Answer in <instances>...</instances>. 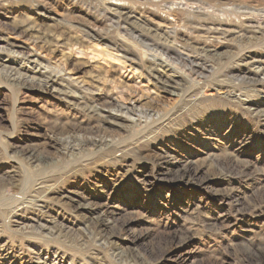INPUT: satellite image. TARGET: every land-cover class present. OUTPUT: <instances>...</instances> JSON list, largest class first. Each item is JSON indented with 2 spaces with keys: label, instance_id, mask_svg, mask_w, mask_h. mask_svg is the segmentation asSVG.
<instances>
[{
  "label": "rangeland",
  "instance_id": "1",
  "mask_svg": "<svg viewBox=\"0 0 264 264\" xmlns=\"http://www.w3.org/2000/svg\"><path fill=\"white\" fill-rule=\"evenodd\" d=\"M185 1L0 0V57L27 73L57 70L61 77L57 88L43 89L0 74V264H122L117 253L129 257L126 264H264V22L256 20L264 0ZM44 11L69 20L60 31L84 36L75 68L64 69L58 52L41 48L44 41L15 32L24 12L47 32L52 21ZM202 45L222 56L199 53ZM253 58L262 62L246 64ZM58 88L88 104L107 98L131 106L119 90L148 95V102L124 111L137 125L113 116L128 127L96 130L106 124ZM63 145L71 150L65 155ZM40 176L54 184L49 198L32 188ZM12 211L22 225L47 224L67 236L11 231ZM100 227L111 241L99 237Z\"/></svg>",
  "mask_w": 264,
  "mask_h": 264
},
{
  "label": "bare ground",
  "instance_id": "2",
  "mask_svg": "<svg viewBox=\"0 0 264 264\" xmlns=\"http://www.w3.org/2000/svg\"><path fill=\"white\" fill-rule=\"evenodd\" d=\"M90 1V0H89ZM94 1H96V0H94ZM109 0H106V2H108ZM98 2H100V1H98ZM186 2V1H185ZM165 3V2H164ZM187 3H191V0H189L188 2H186V4ZM109 4V3H108ZM103 5V4H102ZM116 5V4H115ZM185 5V4H184ZM191 5H193L192 3H191ZM190 5V6H191ZM112 6H113V4H112ZM117 6V5H116ZM186 6V5H185ZM198 6H200V5H198ZM107 7H109V5L107 6ZM106 7V8H107ZM117 7H120V5H118ZM201 7V6H200ZM113 9H115L116 11H117V9H119V8H117L116 9V7L115 8H113ZM34 10V9H33ZM35 10L36 11H43L42 10V8H37V7H35ZM46 10V9H45ZM201 10V9H200ZM203 10V9H202ZM50 11V10H49ZM62 11V10H61ZM69 11V10H68ZM83 11V10H82ZM111 11V10H110ZM193 11V10H192ZM45 12V11H44ZM57 12V11H56ZM60 12V11H59ZM35 13V12H34ZM69 13H72V12H69ZM116 13V12H115ZM44 14H51L50 12H45ZM65 14V13H64ZM76 14V13H75ZM120 14H121V11L119 12V14H117L118 16H119V22H120V19H121V16H120ZM171 14V13H170ZM24 17H21V19H19L18 21L20 22V23H18L17 21H16V23H18V24H16V26H15V32H19L20 31V34H24V35H26V36H29V37H31V38H33L34 37V39H40L41 40V42H45V45L46 44H48V46H43V45H41L40 44V46H41V48L43 49H48L52 54H54L55 52H58L59 53V55H60V59H61V61L63 62V64L65 65V68L64 69H67L66 68V66H73L74 68L76 67V65L79 63V61H80V57H83V56H85L84 54V51H83V49H81V44H83L84 42H85V39L84 38H82V37H84V36H80V35H78V34H75V35H73L72 33H71V31L70 30H67V28H66V26H65V28H66V36H65V38H63L64 36L63 35H61V34H63V33H65V32H63V30L62 31H60L61 29L59 28V23L61 24V23H66V22H69V20H66V18H63V17H61V16H57V15H55V14H51L50 15V18H51V23L52 24H50V25H48V27H51V30L50 29H48V27L46 28V31L47 32H43V33H41L40 31H41V29L39 30V28H38V22H37V20H36V18L35 17H33V15H31L29 12H24L23 14H22ZM72 15V14H71ZM116 15V14H115ZM134 15V14H133ZM106 16V15H105ZM109 16V15H108ZM132 15H128V14H126V18H130ZM16 17H17V15H16ZM83 17V16H82ZM111 17V16H110ZM249 17V16H248ZM251 17H252V15H251ZM250 17V18H251ZM255 17V16H254ZM15 18V17H14ZM78 18V17H77ZM87 18V17H86ZM255 18H257V17H255ZM254 18V19H255ZM71 19V18H70ZM96 19V18H95ZM117 19V18H116ZM15 20V19H14ZM73 20H75V19H73ZM78 20V19H77ZM111 20V19H110ZM114 20V19H113ZM128 20V19H127ZM133 20V19H132ZM131 20V21H132ZM177 20V19H176ZM257 21L258 20H260V22H261V25H262V22H264V15H262V16H260V17H258V19H256ZM115 21V20H114ZM130 21V22H131ZM134 21V20H133ZM250 22H251V20H249ZM118 22V21H117ZM124 22V21H123ZM130 22H129V24H130ZM259 22V23H260ZM72 23V22H71ZM87 23V22H86ZM114 23V22H113ZM134 23V22H133ZM253 23V22H252ZM68 24V23H67ZM88 24V23H87ZM89 25V24H88ZM127 25V24H126ZM71 26H73V25H71ZM116 26H117V24H116ZM120 26H122V25H120ZM119 26V27H120ZM163 26V25H162ZM68 27V26H67ZM69 27H70V25H69ZM74 27V26H73ZM92 27H94V25L92 26ZM91 27V28H92ZM96 28H97V26H95ZM94 27V28H95ZM101 27V26H100ZM107 27V26H106ZM123 27V26H122ZM223 27V26H222ZM255 27V26H254ZM93 28V29H94ZM149 28V27H148ZM60 29V30H59ZM87 29V28H86ZM108 29V28H107ZM121 29V28H120ZM139 29V28H138ZM155 29V28H154ZM147 30V29H146ZM220 30V29H219ZM89 31V30H88ZM99 31V30H98ZM258 31H260V32H263L264 30H262L261 28H259L258 29ZM76 32V31H75ZM74 32V33H75ZM80 32V31H79ZM147 32H148V30H147ZM151 32V31H150ZM168 32V31H167ZM217 32V31H216ZM220 32L222 33V34H224V36L226 35V34H229V32L230 31H228V30H224V31H221L220 30ZM38 33H40V34H38ZM57 33H59V34H57ZM91 33V32H90ZM124 33V32H123ZM164 33V32H163ZM82 34H84L83 33V31H82ZM122 34V33H121ZM157 34V33H156ZM165 34V33H164ZM168 34V33H167ZM92 36L94 35V34H91ZM149 35H151V34H149ZM162 35V34H161ZM157 36V35H156ZM160 36V35H159ZM86 37V36H85ZM138 37H140V39H141V41L143 42V43H141V44H143V46L144 47H151L150 45H152V44H144V42H148V41H143V39L144 38H142L141 36H138ZM153 37V36H152ZM165 37V36H164ZM218 37V36H217ZM1 38V40H5V38H2V37H0ZM91 38V37H90ZM94 38V37H93ZM260 38V37H259ZM159 39V38H158ZM157 39V40H158ZM169 39V38H168ZM212 39V38H211ZM155 40V39H154ZM161 40H162V38H161ZM160 40V41H161ZM242 41V40H241ZM88 42V41H87ZM150 42H152V40H150ZM164 42H165V40H164ZM169 42V41H168ZM244 42V41H243ZM12 43V42H11ZM85 44V43H84ZM153 44L154 45H157L156 47H158V48H160L162 51H165L166 53H167V55L169 54V53H171L172 52V48L168 45V44H166V43H161V42H158V41H155V42H153ZM205 44V43H204ZM116 45V44H115ZM137 45V44H136ZM174 45V44H173ZM173 45H172V47H173ZM15 46H17V45H15ZM60 46H65V48H60ZM87 47V46H86ZM140 47V46H139ZM21 48H24V46H21ZM90 48V47H89ZM175 48H176V46H175ZM239 48V47H238ZM153 49V48H152ZM172 49V50H171ZM178 49V48H177ZM142 50H144V49H142ZM156 50V49H155ZM179 50V49H178ZM177 50V51H178ZM197 50L199 51V53H201V54H204V55H206V56H213V57H220V56H222V53L221 52H219L217 49H216V47H212L211 45H202V46H197ZM242 50V49H241ZM10 51V50H9ZM97 51V50H96ZM100 51V50H99ZM147 51V50H146ZM146 51H144L145 53H146ZM176 51V50H175ZM15 53L16 52H18V50L16 51H14ZM242 52V51H241ZM18 53H21V54H24L25 55V53H23V51H19ZM109 53V52H108ZM164 53V52H163ZM179 53H180V51H179ZM178 53V54H179ZM184 53V52H183ZM112 54V53H111ZM31 54H29L28 56H30ZM109 55H110V53H109ZM126 55V54H125ZM125 55H124V57H125ZM188 55V54H187ZM25 56H27V55H25ZM27 56V57H28ZM35 56V55H34ZM121 56V55H120ZM155 56H156V54H155ZM158 56V55H157ZM89 57V56H88ZM122 57H123V55H122ZM228 57V56H227ZM235 57H237V54L235 55ZM28 58H30V57H28ZM127 58V57H126ZM36 59V58H35ZM128 59V58H127ZM146 60H148V61H151V63L152 62H154L157 58L156 57H153V56H147L146 58H145ZM37 61V60H36ZM165 61V60H164ZM163 61V62H164ZM249 61V60H248ZM38 62V61H37ZM166 62V61H165ZM179 62V61H178ZM252 62L253 63H261L262 61H261V59H252V61H250V62H247L246 64H252ZM84 63V62H83ZM86 63V62H85ZM63 64H62V66H63ZM87 64V63H86ZM85 64V65H86ZM162 64V63H161ZM211 64V63H210ZM55 66V65H54ZM57 66V65H56ZM72 67V68H73ZM253 67V66H252ZM22 68H21V66H18L16 63H15V61L13 60V59H9V60H5V59H3V58H1L0 57V74H2L6 79H7V81L9 82V83H11V84H14V85H26V84H29V85H26V86H30V87H35V86H39V87H41V88H43V89H48V88H50V87H54V88H57V86H55L56 84H58L59 83V81L61 80V77H60V75H58L57 74V70H56V73L55 72H53L54 70H50V71H41V70H37V68L35 69V70H29V72H31V73H27V72H24L23 70H21ZM58 69H60V68H58ZM151 69V68H150ZM257 70V69H256ZM259 71H264V67H262L261 66V69H258ZM73 71V70H72ZM59 72H60V70H59ZM185 73V72H184ZM241 79V78H240ZM74 81H77L78 83H81V81L78 79V78H76V80H74ZM93 81V80H92ZM37 84V85H36ZM170 84H172L171 83V81H169V80H165V81H163V86L164 87H166V90L168 89V86L170 85ZM96 85V84H95ZM197 86V85H196ZM69 87V86H68ZM169 87H171V86H169ZM84 89V88H83ZM56 90H58L59 92H64V91H62L61 89H56ZM132 90V89H131ZM168 90H170V89H168ZM94 91V90H93ZM126 91V90H125ZM157 91V90H156ZM71 92V91H70ZM66 93V92H64L63 94H66V96L67 97H70V98H73V99H75L76 101H78L79 102V104H82L83 105V107L86 109V111H87V113H88V115L90 114L91 116H92V118L93 117H95V118H98V119H100V120H102L101 122H103L104 124H106L105 126H100L99 128H97L96 130H98V129H104V131L105 130H109L110 128L112 129V132H113V130H115V129H118V130H122L123 128H125V127H128V124H124L123 122H119L118 120H115L114 118H113V116H117V117H119V118H123V121L124 122H129V124H133V125H137L138 124V120L139 119H129V118H127V117H125L124 116V111L126 110V109H128V110H130V107L132 106V107H134V105H136L137 103H141V102H143V103H147L148 102V98H146L144 95H140V94H133V93H130V92H128L127 94H126V92H124V90L123 91H118L120 94H121V96H122V100H124V99H127L129 102H131V106H128V104H125V102H123V103H121L119 100H116V101H113V100H109V99H107L106 98V100H103V102H100V103H97L96 105L95 104H88V103H85V101L84 100H82V98H80V97H77L76 95H75V93L74 94H72V93ZM96 92V91H95ZM109 93H111V92H109ZM174 94H175V91H174ZM177 94V93H176ZM159 95H160V93H159ZM112 96V95H111ZM115 97V96H114ZM112 99V98H111ZM116 99V98H115ZM118 99V98H117ZM89 100V99H88ZM92 100V99H91ZM159 104V103H158ZM142 105V104H141ZM152 107V106H151ZM149 110V109H148ZM151 110H152V108H151ZM85 111V110H84ZM132 111V110H131ZM154 111V110H153ZM150 112V111H149ZM148 112V113H149ZM162 112V111H161ZM261 112H263V114H264V108L261 110ZM153 113V112H152ZM149 115V114H148ZM152 115V114H151ZM152 117V116H151ZM150 117V118H151ZM83 120V119H82ZM145 124V123H144ZM143 124V125H144ZM98 127V126H97ZM92 128V127H91ZM109 128V129H108ZM91 130H94V129H91ZM90 130V131H91ZM117 130V131H118ZM111 131V130H110ZM68 132V131H67ZM109 133V132H108ZM115 133V132H114ZM125 134V133H124ZM71 136H73L74 137V135H71ZM78 136V135H77ZM86 136V135H85ZM89 138H91L92 140V143L94 144H104V145H109L110 143H111V139H106L105 137V140L104 141H100L99 142V140L98 139H96V140H94L91 136H88ZM98 137V136H97ZM76 138V137H75ZM85 138V137H84ZM66 140V139H65ZM89 140V139H88ZM98 140V141H97ZM147 140V139H146ZM62 141V140H61ZM80 141H81V139H80ZM84 141V143H87V140L86 139H84L83 140ZM65 142V141H64ZM70 143V142H69ZM83 143V142H82ZM67 144H68V142H67ZM75 144V143H74ZM92 144V145H93ZM80 145V144H79ZM83 145H85V144H83ZM61 146V145H60ZM75 146V145H74ZM77 146H78V144H77ZM69 147V146H68ZM70 147H72V145L70 146ZM97 147V146H96ZM95 147V148H96ZM73 148V147H72ZM80 148V147H79ZM78 148V149H79ZM62 153L65 155L66 153H68V151L70 150H66V147L64 148V145H63V147H62ZM76 149V148H75ZM97 149H99V148H97ZM73 150H74V148H73ZM72 150V151H73ZM83 150V149H82ZM71 151V150H70ZM74 152V151H73ZM73 154V153H72ZM80 154V153H79ZM32 155V154H31ZM30 155V156H31ZM74 155V154H73ZM30 156H29V158H30ZM28 157V156H27ZM32 158H33V156H32ZM72 158V157H71ZM31 160V159H30ZM41 160V159H40ZM192 161V160H191ZM33 162H36V160L35 161H33ZM38 162V165H43L44 163L42 162V161H37ZM186 166V165H185ZM202 168V167H201ZM13 169V174H10V176L12 177V178H14L15 180V186L19 189H22V190H24V186L22 187L21 185H20V183H22V179H20L19 177H20V175H19V172H20V170L19 171H17V169H14V168H12ZM184 169V168H183ZM196 170H197V168H196ZM10 173V172H9ZM23 175V174H22ZM9 176V175H8ZM17 176H18V178H17ZM24 176V175H23ZM7 177V176H6ZM50 178L51 177H49V180H50ZM5 179V178H4ZM5 180H7V179H5ZM13 180V179H12ZM48 179H47V177L45 178V177H42V176H40V177H36V178H33L32 180H31V183H32V188L34 187L35 189H34V191L36 190V191H40V192H43V199L45 198H47L48 196L47 195H50L51 193H52V189L53 188H51L52 186L51 185H54V184H51V182L49 181ZM11 181V180H10ZM25 181V178H23V182ZM26 183H27V181H26ZM26 183H24V185L26 184ZM11 185H12V183H11ZM9 186V185H8ZM5 187V186H4ZM29 187V186H28ZM27 187V188H28ZM5 189V188H4ZM15 189V188H14ZM55 189V188H54ZM6 190V189H5ZM26 191V190H25ZM24 192V191H23ZM33 192V191H32ZM14 193V192H13ZM34 194V193H33ZM42 194V193H41ZM41 194H40V196H41ZM20 195V194H19ZM23 195H28V193H24ZM35 195H37L36 193H35ZM55 195V194H54ZM17 196V195H16ZM39 196V195H38ZM18 197V196H17ZM29 197V196H28ZM54 197V196H53ZM53 197H51V198H53ZM36 198V197H35ZM49 198V197H48ZM50 198V199H51ZM22 199V200H21ZM54 199H55V197H54ZM16 200V199H15ZM26 200H27V198H26ZM40 200V199H39ZM1 201V200H0ZM17 201H18V203H19V206H22L23 205V203L25 202V199L23 200V198H17ZM27 202V201H26ZM32 202V201H31ZM4 203V202H3ZM2 204V203H1ZM41 204V203H40ZM3 205V204H2ZM82 205V204H81ZM46 206V205H45ZM113 207V206H112ZM4 211V210H3ZM16 211V210H15ZM108 212V211H107ZM107 212L106 213H104V215L105 214H107ZM24 214V213H23ZM103 216V215H102ZM106 217H107V215H105ZM104 216V217H105ZM10 217V221L7 223H5V225H6V227H8L9 228V230H11V231H14L13 230V226L15 225V229H16V231L18 232V233H23V234H26V233H28V229H47V230H45V231H47L46 232V235H48V236H51V237H56V238H62V236H64V235H66L65 233V231H63L61 228L59 229V228H56V227H53V226H48L47 224H36V223H30V224H24V225H22V221H21V219H20V217L21 216H19V214H17V213H15V212H13L12 211V213H9L7 216H6V218H9ZM104 217H101L100 218V220H99V223H104V224H106L107 222H109V220H107L106 218H104ZM35 220V219H34ZM37 220V219H36ZM104 224H102V225H104ZM33 229V230H34ZM16 231H15V233H16ZM99 232L97 233V234H99V237L101 238V239H104L105 241H111V240H109L108 238H110V237H112V235H111V233H109V232H106L107 230H106V228H101L100 227V229L98 230ZM30 232V231H29ZM42 232V231H41ZM44 233V232H43ZM64 234V235H63ZM67 236V235H66ZM47 238V237H46ZM64 238V237H63ZM68 238V237H67ZM58 240V239H57ZM73 241V240H72ZM99 241V240H98ZM71 242V241H70ZM100 242V241H99ZM72 243V242H71ZM75 244V243H74ZM80 244V243H79ZM73 246V245H72ZM79 246V245H78ZM115 247V246H114ZM81 248V247H80ZM89 248V247H88ZM75 249V248H74ZM72 250V249H71ZM79 250V249H78ZM87 252V251H86ZM91 254V253H90ZM82 255V254H81ZM109 256V255H108ZM86 257V256H85ZM89 257V256H88ZM98 257V256H97ZM111 257V256H110ZM252 257V256H251ZM87 258V257H86ZM99 258V257H98ZM114 258L118 261V262H120V263H122V264H126V260L127 261H129L130 259H129V257H127V255H125L124 253H117V254H115L114 255ZM88 259V258H87ZM91 260V259H90ZM92 260H94V259H92ZM97 260V259H96ZM82 261H84V260H82ZM98 261H99V259H98ZM112 261V260H111ZM109 262V261H108ZM92 263H94V262H92ZM46 264V263H45ZM128 264V263H127Z\"/></svg>",
  "mask_w": 264,
  "mask_h": 264
}]
</instances>
